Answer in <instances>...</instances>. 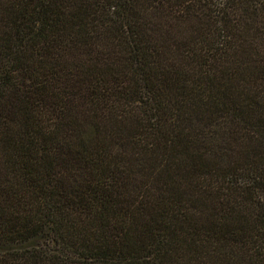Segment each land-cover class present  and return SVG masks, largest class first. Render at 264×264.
Returning a JSON list of instances; mask_svg holds the SVG:
<instances>
[{"label": "trees", "instance_id": "trees-1", "mask_svg": "<svg viewBox=\"0 0 264 264\" xmlns=\"http://www.w3.org/2000/svg\"><path fill=\"white\" fill-rule=\"evenodd\" d=\"M0 264H264V0H0Z\"/></svg>", "mask_w": 264, "mask_h": 264}]
</instances>
